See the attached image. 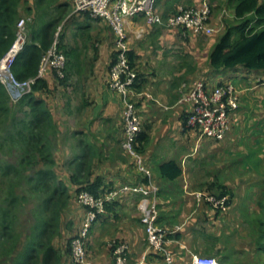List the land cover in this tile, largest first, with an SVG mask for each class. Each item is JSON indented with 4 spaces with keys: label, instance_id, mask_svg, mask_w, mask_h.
Listing matches in <instances>:
<instances>
[{
    "label": "crops",
    "instance_id": "obj_1",
    "mask_svg": "<svg viewBox=\"0 0 264 264\" xmlns=\"http://www.w3.org/2000/svg\"><path fill=\"white\" fill-rule=\"evenodd\" d=\"M203 1L159 0V12L167 19L178 6L200 7ZM220 1L230 0H209L215 11L210 20L215 31L210 35L155 27L142 16L126 21L130 59L141 80L142 95L135 98L144 129L140 146L158 187L159 224L171 232L167 238L173 264H193V255L220 264H264V73L211 67L210 55L226 31L225 20L235 18L233 6L223 21L216 16ZM74 9L75 0H24L21 7L22 17L32 19L29 36L64 17L59 29L67 58L65 77L49 68L42 78L45 88L36 94L56 122L51 139L57 174L69 183L72 163L80 158L81 171H90L87 182L101 179L99 191L148 188L123 147L121 97L107 85L116 55L115 36L106 21L94 20L88 13L74 14ZM231 79L241 93L231 131L223 141L208 138L199 143L198 134L185 126L191 105L179 101L196 81L214 88ZM170 162L182 169L175 180L160 174L161 166ZM197 193L227 197V210L214 209ZM141 198L122 195L110 206V214L93 225L87 245L93 264H116L114 249L122 243L129 247L127 264L144 257L148 243L141 223ZM67 212L75 215L71 224L77 226L71 236L70 221L65 224L64 236L71 239L83 226L86 211L73 198ZM61 244L62 264H74L68 241ZM149 262L165 264L158 255H150Z\"/></svg>",
    "mask_w": 264,
    "mask_h": 264
},
{
    "label": "trees",
    "instance_id": "obj_2",
    "mask_svg": "<svg viewBox=\"0 0 264 264\" xmlns=\"http://www.w3.org/2000/svg\"><path fill=\"white\" fill-rule=\"evenodd\" d=\"M23 1L0 0V60L16 41ZM229 3L233 5L235 18L234 21L225 20L226 31L210 55V65L215 71L243 68L247 72L264 73V0H230ZM63 18L53 19L41 32H32L13 67L17 79L25 81L38 76L41 61L53 46ZM60 50L63 51L61 46ZM140 84L139 77L135 84L139 91ZM44 88L43 79H38L33 93L15 105L6 87L0 83V154L17 150L19 156L15 164L0 160V264H62L59 247L66 240L64 218L72 199L77 203L79 194L84 191L96 198L113 191H99L101 179L95 183L87 182L90 171H81L80 158L72 163L74 174L70 182L60 179L51 139L56 133V122L46 103L36 95ZM187 121L188 116L185 126ZM143 135L144 129L137 144L141 154ZM160 174L175 180L182 175V169L170 162L161 166ZM24 186L28 189H23ZM31 200L36 203L31 213L30 232L20 235L21 211ZM115 202L106 204V213L98 222L110 214V206ZM77 235L66 240L70 254Z\"/></svg>",
    "mask_w": 264,
    "mask_h": 264
},
{
    "label": "built area",
    "instance_id": "obj_3",
    "mask_svg": "<svg viewBox=\"0 0 264 264\" xmlns=\"http://www.w3.org/2000/svg\"><path fill=\"white\" fill-rule=\"evenodd\" d=\"M158 4L159 0H75L74 14L88 13L94 20L106 21L115 36L116 55L110 68L107 85L120 95L124 106L123 147L131 157L136 170L148 181L149 186L148 188L143 185L123 186L99 198L87 191L79 194L77 203L86 210V216L79 234L72 241L71 257L74 264H93L87 251L90 230L106 213V204L118 201L124 194H136L142 197L139 201V209L142 213L141 223L145 228L148 248L144 257L136 264H152L149 262L150 255L161 256L165 264L174 262L168 248L167 237L171 232L159 225L161 211L158 206V187L153 182V171L146 165L143 154L137 151L138 137L143 131V125L138 115L135 98L142 93L135 88L139 73L132 66L129 58L131 50L126 21L129 18L142 16L152 26L177 28L184 34L193 35H210L215 29L210 25L212 11L209 0H204L200 7L180 5L167 19L162 18ZM31 21V18L24 17L19 20L16 41L0 60V83L6 87L15 105L25 96L33 93L37 80L42 79L49 68L54 69L60 78L65 77L67 58L60 50L59 39L62 28L57 32L53 46L44 55L38 76L25 81H20L15 76L13 67L29 42L28 26ZM240 99V91L231 83L211 88L203 81H196L189 92L182 95L179 103L191 105L187 127L198 134V141L201 143L208 138L223 141L227 137L231 131L232 116L240 108ZM196 195L204 196L218 211L225 212L228 208L227 197L215 198L202 193ZM177 229L181 228L177 227ZM128 249L125 243L116 244L114 249L116 264H127ZM193 264L220 263L213 258L193 255Z\"/></svg>",
    "mask_w": 264,
    "mask_h": 264
},
{
    "label": "rangeland",
    "instance_id": "obj_4",
    "mask_svg": "<svg viewBox=\"0 0 264 264\" xmlns=\"http://www.w3.org/2000/svg\"><path fill=\"white\" fill-rule=\"evenodd\" d=\"M228 2H230V1H228ZM228 2L220 1V3L216 4V5H218V8H217L218 10L216 9V16L219 17L220 20L222 19V21L226 18V15H227L228 11L230 10L228 7L229 6L230 7L233 6L232 4H230ZM211 11H212V15L213 14L215 15V11L213 12L212 7H211ZM24 18L28 19L29 17L24 16ZM230 83L233 84L237 88V85H236L237 82L235 81V79H231ZM240 105H241V99H240ZM2 135H3V133H2ZM18 158H19V156H18L17 150L13 151L12 153H10L9 151H5V152H2L0 154V160L3 161L2 163L10 162L11 164H15V163L18 162ZM23 189L26 190V189H28V187L24 186ZM35 203L36 202H33L31 200L30 203L27 205V207L24 210L21 211L20 221L18 222V230H19L20 235L22 233H25V234L27 233L28 234L30 232L29 229H30L31 223L33 222V216H32L31 213H32V210L34 209V204ZM74 218H75V215L72 212H67L66 213L65 223H68L70 221V224H68V230L71 231L70 232L71 236H72L73 230L76 229V227H77V226H75L74 223L71 224V221H73ZM81 228H80V230H81ZM73 234H74V232H73ZM66 240H67V238H66ZM66 240L62 241V243L64 245L66 244Z\"/></svg>",
    "mask_w": 264,
    "mask_h": 264
}]
</instances>
